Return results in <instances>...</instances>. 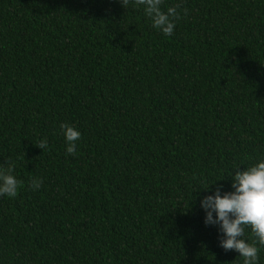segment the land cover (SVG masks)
Returning <instances> with one entry per match:
<instances>
[{"label": "trees", "instance_id": "trees-1", "mask_svg": "<svg viewBox=\"0 0 264 264\" xmlns=\"http://www.w3.org/2000/svg\"><path fill=\"white\" fill-rule=\"evenodd\" d=\"M183 6L168 36L133 0H0V264H243L200 201L264 158V0Z\"/></svg>", "mask_w": 264, "mask_h": 264}, {"label": "clouds", "instance_id": "clouds-1", "mask_svg": "<svg viewBox=\"0 0 264 264\" xmlns=\"http://www.w3.org/2000/svg\"><path fill=\"white\" fill-rule=\"evenodd\" d=\"M122 6L127 8L130 0H120ZM136 6H144L146 17L151 20L152 27L165 35H172L176 22L188 14L183 6V0L162 9L164 0H133ZM67 142L68 154L76 153V142L81 138V132L73 125L61 123L59 125ZM43 151L48 147L47 139L36 144ZM0 164V196L15 197L22 182L13 174L15 162L8 161ZM231 171L233 191L221 193L222 185H217L213 195H207L200 201L205 210V224L219 225L223 233L220 246L225 250H235L243 258V264H258L259 246H264V158L254 164L240 167ZM221 180V179H218ZM217 181V180H216ZM211 183L204 187L208 189ZM42 180L32 178L30 187L38 189ZM215 213V217L213 216ZM245 229H250L253 240L246 241L243 237Z\"/></svg>", "mask_w": 264, "mask_h": 264}]
</instances>
